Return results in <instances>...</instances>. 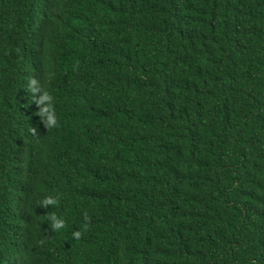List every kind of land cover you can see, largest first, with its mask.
<instances>
[{"label": "trees", "instance_id": "trees-1", "mask_svg": "<svg viewBox=\"0 0 264 264\" xmlns=\"http://www.w3.org/2000/svg\"><path fill=\"white\" fill-rule=\"evenodd\" d=\"M0 264H264V0H0Z\"/></svg>", "mask_w": 264, "mask_h": 264}, {"label": "clouds", "instance_id": "clouds-1", "mask_svg": "<svg viewBox=\"0 0 264 264\" xmlns=\"http://www.w3.org/2000/svg\"><path fill=\"white\" fill-rule=\"evenodd\" d=\"M34 82V81H33ZM34 132V129L32 130ZM27 188V187H26ZM25 188V189H26ZM16 193V192H15ZM17 194V193H16ZM27 221L28 219L26 217H21V221H19V224H18V228L17 230H20V229H28L29 230V227L27 225ZM29 222V221H28ZM30 223V222H29ZM57 229L63 227V224H57L55 226ZM23 242H24V239L20 241V243H18L17 245L15 246H18V247H22L23 245Z\"/></svg>", "mask_w": 264, "mask_h": 264}]
</instances>
